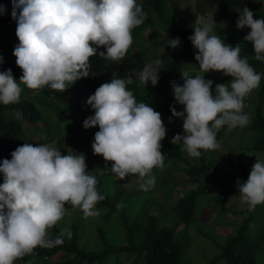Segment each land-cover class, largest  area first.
<instances>
[{
    "label": "clouds",
    "instance_id": "9594fccd",
    "mask_svg": "<svg viewBox=\"0 0 264 264\" xmlns=\"http://www.w3.org/2000/svg\"><path fill=\"white\" fill-rule=\"evenodd\" d=\"M4 11L0 5V13ZM237 12V29H250L244 40L252 44L255 59L264 61V18L254 19V12L246 6ZM11 16L19 41L13 55L22 75L17 80L11 69L0 72L2 105L18 103L23 87L65 92L89 76L90 57L97 56L101 46L105 50L98 56L122 61L132 44L133 29L144 22L147 13L137 0H12ZM215 24L212 16L201 14L195 19L194 34L189 37L198 50L195 60L201 72L219 71L232 79L212 90V80L185 71L181 72L182 84L171 82L175 102L183 106L177 111L170 105L172 116L181 118L183 127V134H176L171 142L182 141V150L192 158L220 149L217 133L221 128L231 131L249 125L244 98L261 81V75L241 55V45L222 40L214 33ZM168 45L177 48L179 37L168 39ZM162 68L157 59L133 73L145 86L149 82L155 86ZM131 83V78H111L97 87L86 101L94 114L83 121V127L98 126L93 153L113 162L110 168L116 177L138 178L140 188L147 191L156 184L153 169L165 167L161 142L167 129L160 112L137 101L127 87ZM86 169L85 154H62L50 143H25L11 152V159L0 162V264H15L37 247L61 245L70 231L62 229L53 238L49 229L65 217L68 205L85 218L100 215L96 205L105 196ZM238 188L248 210L264 204V159H256Z\"/></svg>",
    "mask_w": 264,
    "mask_h": 264
},
{
    "label": "trees",
    "instance_id": "16d2710c",
    "mask_svg": "<svg viewBox=\"0 0 264 264\" xmlns=\"http://www.w3.org/2000/svg\"><path fill=\"white\" fill-rule=\"evenodd\" d=\"M137 3L141 5L147 16L144 22L132 31V37L136 39L135 47L146 53L137 36H143L147 28L157 26L166 33L163 40L164 50L156 55L157 59L162 62L163 68L159 73L160 79L153 88L149 86L150 82L145 86L132 74L133 69L138 72L146 63H151L153 59L150 56L141 57L139 52L134 50L133 58L132 49H128L126 56L133 59L126 61L124 58L119 62L111 61L98 56L99 51L105 50L101 46L97 56L90 57L89 76L78 79L65 92L60 93L45 87L36 90L35 93V90L22 86L23 91L18 103L0 104V162L5 158L11 159V152L20 145L30 143L35 146L43 143V140L34 138L36 135L42 136L43 134L49 138V141L57 136L56 147L61 150L62 154H67L65 147H69L73 154H85L86 171L97 179L96 187L105 196V199L98 202V205L108 208L109 217L117 212L120 222L119 233L125 235L126 245L111 249L106 233L99 227L98 235L106 247L101 252H94L80 243L79 230L75 226L70 240L63 236L64 242L61 245L52 248L37 247L32 254L17 260L15 264H36L37 262L56 264L51 262L50 258L60 253L64 257H69L62 262L64 264H105L111 254L120 255L121 252L135 255V259L130 264H193L185 257V248L191 244V239H188L189 226L197 220V215L201 213L202 202L199 198L206 192L219 188L213 196L216 204L214 210L216 208L224 210L229 196L232 194L240 196L239 188L233 185L236 180L226 179L227 173L222 170L220 164H215L211 157L205 155L206 151H202L198 161L191 163L184 156L182 141L174 144L171 142L176 133L169 132L165 124L166 136L161 142L165 167L163 170L153 169L156 181L162 178L161 175L167 176L179 165V162H183L185 165L183 169L190 175L188 178L192 182L198 181V186L189 189L182 197L170 203L169 210L166 211L164 217L160 213H151L150 209L140 211L142 208H139V200L134 206L133 203H129L132 200L130 196L126 202L118 206L122 192L117 193L118 197L112 198L111 194L101 187L105 177L103 179L96 177L98 169L95 164L98 154H94L91 148L87 149L88 151L81 150L84 145L92 147L94 134L99 130L98 126L88 129L83 127V121L92 114L80 110L79 112L73 110L72 114L69 110L74 104H78V108L81 109L83 99L94 94L97 87L115 78L116 75H120L119 78L132 79V83L127 87L133 92L137 101H144L161 115L171 116L170 105L174 106L177 111H181L183 107L175 102L171 87V82L183 83L181 72L186 71L190 75H201L205 76V79L212 80V90L215 89L216 84L230 81L232 79L230 76H225L219 71L203 73L187 70L186 63H198L194 56L198 50L189 40V37L194 34L195 19L201 14L207 15L209 10L217 11L218 14V20L214 25L216 34L230 45L234 46L239 43L242 48L241 55L246 56L249 64L263 77L259 90L255 89L254 93L249 94L250 97L244 98V104H246L244 108L245 111L251 112L248 131L254 135L247 149L262 152L264 155V61L255 59L252 44L244 40L250 29L245 27L243 30H238L236 27V21L239 18L237 11L242 10L243 6L254 12V19L264 18L263 0H195V5L191 9L182 7L181 3L176 0H137ZM0 5L5 7V11L0 13V57L3 58L0 62V72L11 69L14 77L19 79L22 69L16 64V57L13 55L14 47L19 41L15 34L17 24L11 16L12 0H0ZM7 31L11 32V36H7ZM177 37L180 39V45L173 49L168 45V39ZM161 39L153 32L152 41L157 44L158 40L162 41ZM73 89L76 91L68 95ZM40 94L45 96L44 100L40 98ZM79 94L82 95L81 99H79ZM17 113H19L18 116H16ZM60 118H64L67 129H64V124L59 122ZM38 122L42 123V127L38 126ZM226 131L227 128L223 127L217 133L218 142ZM241 166L245 173L249 171L247 165L242 164ZM157 172L160 173L157 174ZM248 176L249 174H245L243 181H246ZM172 180L171 176L168 180L162 181L169 185L168 182ZM173 181L176 182V180ZM2 182L3 177L0 174V183ZM172 187L169 186L168 190L171 191ZM154 197L149 194L144 199L150 200ZM165 197V199L169 198V194H165ZM152 204L164 205L165 203H157L154 200ZM67 208L73 207L68 205ZM246 209L248 215L243 225L239 227L237 235L229 237L228 243L223 244L220 252L207 264H264V204L257 205L251 211L246 205ZM164 221H170L171 224L165 225ZM182 223L185 227L178 231L181 233L176 232L175 228ZM60 233L61 230L54 226V233L51 237L55 238ZM119 263V258H117L115 264Z\"/></svg>",
    "mask_w": 264,
    "mask_h": 264
},
{
    "label": "rangeland",
    "instance_id": "374dc122",
    "mask_svg": "<svg viewBox=\"0 0 264 264\" xmlns=\"http://www.w3.org/2000/svg\"><path fill=\"white\" fill-rule=\"evenodd\" d=\"M181 3L182 7L185 8H193L195 5V0H176ZM264 4V0H263ZM205 16H212L214 17V21L218 20L217 11L209 10L207 11V15ZM214 30V29H213ZM155 32L162 41L157 42V44L152 41V35ZM216 34V32L214 31ZM164 31L155 26L153 28H147L143 36H137V39L141 41V47L144 49L146 53L139 51L137 47H135V40L133 39L131 46L129 49H132L133 58H134V50L139 52L141 57H148L150 56L153 61L157 59L156 55L163 52L164 50V42L165 39ZM7 36H11V32L7 31ZM143 44V45H142ZM132 57H125L126 61H130L133 59ZM196 64V65H195ZM198 63H186L187 70H195L199 72ZM134 75V73H132ZM120 75H116L115 78H119ZM19 80V79H17ZM84 81V79H81ZM263 77L261 76V82ZM259 87L256 90H259ZM151 88L153 85L149 84ZM76 90H72L70 93H74ZM37 91L35 90V93ZM255 92V89L252 91ZM249 96V95H248ZM247 96V97H248ZM250 97V96H249ZM40 98L44 100L45 96L40 94ZM82 98V95L79 94V99ZM87 99H83L82 101V108H78V104H74V106L69 110L73 114V110L76 112L82 111L89 114H94V110L91 109L89 105L86 103ZM37 103H41L36 101ZM43 102V101H42ZM246 104H244V107ZM249 115L251 112L245 111ZM56 115V114H54ZM16 116H18L16 114ZM58 116V115H57ZM59 117V116H58ZM171 117V120L169 119ZM162 122L166 124L168 131H173L176 134H183V127H182V119L179 117H174L171 115H161ZM59 122L64 124V129H67V123H65L64 118H60ZM250 124V123H249ZM38 126L42 127V123L38 122ZM248 126L243 128H236L231 131H226L224 136L220 139L219 143L221 145L219 150L215 151H206L205 155L211 157L215 164H220L223 171L227 173L226 179L231 180L234 179L235 182L238 184L245 179V174H250L251 166L256 162V159H264V155L262 152L248 150L247 147L251 145L253 136L251 132L248 131ZM55 128V127H53ZM52 128V130H54ZM45 137V138H42ZM35 139H41L43 143H50L56 147L57 144V136H54V139L49 141V138L46 135H36L34 136ZM92 146V145H91ZM86 148V149H85ZM92 149V147L84 145L81 147L82 151H88L87 149ZM65 152L68 154H73V152L69 149V147H65ZM184 156L191 162L194 163L198 161L199 158H192L187 155L184 151ZM111 161H105L102 155H98V159L96 161L95 167L98 169L96 177L104 178V183L101 186L106 192L111 194L112 198L118 197V192H122L119 196L118 206L122 205L126 200L132 197V200L129 203H133L134 206L137 205L139 200V208H142L140 211L149 210L151 213H160L164 217L166 211L169 210V204L172 203L175 199L182 197L185 192L189 189L198 186V181H191L188 177L187 171L183 169L184 163L179 162L177 167L171 170L167 176L160 178L156 181L155 186L150 190H143L140 188V181L138 178H130L127 177L124 180H119L115 173L111 171ZM245 164L248 166L247 173H245L244 168L241 166ZM160 172H157L159 174ZM172 176L173 180L166 184L162 180H168L169 177ZM236 177V178H234ZM233 183L234 186L238 187L237 183ZM232 184V183H231ZM169 186H173L171 191L168 190ZM219 189V188H218ZM208 191L203 194L199 200L201 203V213L197 215V220H195L189 226V236L188 239H191V244L185 248V257L187 260H190L193 264H207V262L211 261L213 257L218 254L222 248L223 244H227L231 237H234L238 233L239 227L243 225L244 219L247 217L248 212L246 209V204H243L240 200V196L232 194L229 196L227 201L226 208L224 210H217L215 201L213 196L218 191ZM117 194V195H116ZM141 194V195H140ZM155 196L154 198L148 200L144 199L148 195ZM165 194H169V198L165 199ZM140 195V196H139ZM139 196V197H138ZM154 200L157 203H165L164 205H156ZM96 207L100 210V215L98 217H89L85 218L83 213L79 209L74 208H67V212L65 217L55 225V227L62 229H67L70 231L71 235L68 236L66 233L64 237L67 240H70L73 235V229L78 227L79 230V241L82 245H85L88 249H91L94 252H101L105 249L106 245L103 243L102 238L98 235V228L101 227L103 231L106 233V237L109 242V247L111 249H118L122 245H126L124 242L125 235H120L119 228L120 222L117 216V212L114 213L113 216H108V208L99 206L98 204ZM164 220H167L164 218ZM165 225L171 224L170 221H164ZM185 227V224L182 223L177 225L175 231L178 232ZM50 235L54 233V227L49 229ZM181 233V232H178ZM264 233V231H263ZM210 235L214 236L211 237ZM230 237V238H229ZM120 240V241H119ZM119 258V264H130L133 259H135V255H130L127 252H121L120 255L115 253L111 254L105 264H115L116 259ZM69 257H64L63 254H58L50 258L51 262H55L56 264H64L62 263ZM61 262V263H60ZM19 264V263H17ZM36 264H43V262H37Z\"/></svg>",
    "mask_w": 264,
    "mask_h": 264
}]
</instances>
